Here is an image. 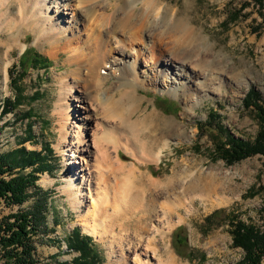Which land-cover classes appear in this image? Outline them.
<instances>
[{"label":"rangeland","instance_id":"obj_1","mask_svg":"<svg viewBox=\"0 0 264 264\" xmlns=\"http://www.w3.org/2000/svg\"><path fill=\"white\" fill-rule=\"evenodd\" d=\"M4 1L5 3L0 5V112L7 98L12 100L16 98L18 89L13 82L19 78L21 93L26 99L22 98L20 105H15L13 109L0 117V153H7L20 147L23 142L29 150L40 151L46 147V144L53 150L51 154L53 167L49 172L40 173V179L37 182L49 193L50 208L47 214L49 226L52 228L48 232L39 233L36 238L42 263L72 264L73 258L78 256L79 252L69 250L66 240L75 229H79L81 234L92 237L93 248L99 254L98 264H120L121 256L128 259L127 264H134L132 243L128 241L123 242V245L113 243L111 247V238L101 240L95 237L85 229L86 225L81 220L89 207H93L103 196L104 181L105 184L108 183L106 191L109 194L107 199L109 202L102 203L100 200L101 216L96 219L100 221L102 216L106 219L105 215L109 212L113 214L115 208L112 204L116 194L111 184L113 185L116 179L118 184L127 182L130 188L134 189L131 190V195L140 191L141 197L145 198L143 202L146 204L150 193L156 195L160 192L161 194L163 189L165 192L163 197H158L159 203L166 205L174 201L176 197L180 198L182 203L187 198L191 200V203L185 207L182 206L178 213L172 211L173 220L180 221L167 231L166 239L161 241V237L158 236L160 238L157 240L158 249L161 248L159 251L164 256L162 259L172 254L176 264H235L241 260L244 251L233 246L228 224L219 220V224L209 226L207 217L219 209L235 210L241 219L264 226V154H257L237 163L228 164L215 154L209 128L206 129L204 126L201 128V125L209 118L210 112L214 111L219 114L222 125H225L236 138L253 141L259 130V122L253 108L244 106V99L250 90H256L260 93V102L264 106V84L258 86L254 83L249 86L247 82H244L241 87L239 86L240 90H232L231 103L226 102L225 97L228 94L223 89L221 92L217 91L220 94L217 99L209 96H193L191 101H187L185 97L190 93H182V89L176 92L173 89L163 88L161 82H157L154 87H142L139 89L141 110L134 115L133 120L137 122L144 119L148 113H158L161 117L171 119L178 124L180 135L176 132L171 133L162 141H157L155 137H158V132L152 131L148 126L143 132H138L137 141L135 136H131L125 127L119 124L117 117L108 115L107 110L103 111L99 108L86 111L80 108L78 105L82 107L84 103L77 100L76 95L80 93L77 86L74 88L73 95H69L63 100L64 102L61 101L63 113L61 108L56 107L61 94L65 92L62 80L72 82L69 72L74 67L65 62L71 53L58 47L52 39L49 41L38 39L29 26L24 27L23 32H25L19 42L17 40V43L9 42V35L18 31V22L23 11L22 4L19 2L23 1L26 8V0ZM105 1L118 2L117 0ZM158 1L160 3L157 12L169 8L175 15L180 11L181 0ZM71 2L73 7L64 11L70 12V15L61 12L63 7L59 9L57 15L61 17L63 25L75 27V33L86 37L85 28L80 24L82 21L79 20L78 24H75L77 20L74 21L82 5L78 4V0H71ZM61 3L68 5L70 0H61ZM195 3L194 23L199 31V35L195 38L201 37L200 41L203 43L201 54L206 51V54H209L208 59L215 63L220 60L218 64L222 67L224 65L226 72L230 67L233 68L234 71L229 73L232 78L236 71L242 72L248 68L264 73L262 15L264 0H195ZM36 11L42 17L45 16L43 9L39 8ZM236 13H240L239 17L232 19L231 14ZM4 29L7 31L5 32ZM78 31L82 32L78 33ZM29 48L47 57L51 61L50 67H31L23 73L20 60ZM129 54L130 51H127V55ZM161 62L165 64V67L167 66L165 61ZM151 69L144 59L141 60L140 70L143 79L151 76ZM106 72H108L107 68L101 71L102 74ZM240 79L243 77L241 76ZM113 81V78L109 77L108 86ZM90 84L89 86L92 85ZM178 95H181V99H178ZM209 95L212 94L209 93ZM100 110L103 112L101 113ZM27 113H31L32 117H27ZM61 124L65 125L64 129L67 133L65 139L62 137ZM107 124H109L108 127ZM29 132L35 136L31 137L34 141L27 140ZM76 134L79 138L84 137L89 144L91 143L89 147L91 153L76 142ZM93 135L101 136L100 148L92 143ZM155 142L158 145L157 143L155 145ZM157 154L159 157L156 160L153 159L152 156ZM75 161L77 163H74ZM119 162L128 165L127 169L134 170L135 175L132 174L127 178L121 170H115ZM100 176L105 178L103 182ZM139 176L143 178L141 181ZM147 177L162 180L163 183H167V187L161 190L154 186V188L146 187L143 180L146 182ZM71 178L82 188L85 197L78 208L72 205L70 197L65 192V187ZM45 179L47 182H44ZM193 182L196 185L205 184L208 191L219 190V192L216 194L208 192L211 193L210 199L206 195H200L202 190L195 192L197 194L192 192L186 195L190 192V184L194 185ZM144 189L147 193L143 192ZM214 198H218L220 202L215 201ZM33 203V199L22 206H9L3 202L0 207V217L17 212L19 209H29ZM132 220L134 221V217L127 219L128 225ZM123 221L125 218L120 224ZM128 230L126 231L129 234ZM106 231L108 232V228L105 229L107 236ZM179 238L184 242L177 241ZM128 239H132V236L129 235ZM153 259L147 264H158V261L162 260L161 258L159 260L158 256ZM0 264H5L1 256Z\"/></svg>","mask_w":264,"mask_h":264},{"label":"bare ground","instance_id":"obj_2","mask_svg":"<svg viewBox=\"0 0 264 264\" xmlns=\"http://www.w3.org/2000/svg\"><path fill=\"white\" fill-rule=\"evenodd\" d=\"M117 1L118 2L113 3L105 0H78V4H81L82 8H79L77 17L74 21L77 20L75 24H78L79 20L82 21L80 24L85 28L84 30L87 33L86 37L85 35L83 36V34L75 33V27L73 28L71 25H63L60 19L61 17L57 15L61 7H63L61 12L73 7L71 0L68 5H62L61 0H26V8L23 1H21L19 3L22 4L23 11L20 15V22H18V31L11 33L8 40L9 42H19L25 32H23L24 27L29 26V29H31L33 33L35 32L38 39L43 41H49L52 39V42H56L58 47H62L66 52L68 51L71 53L65 62L71 67H74L69 72L72 82H63L62 80L61 83L63 84V91L65 92L61 94L59 102L56 104L57 108H61L62 113L63 107L61 101L68 98L69 95H73L75 92L74 88L77 86V90L80 92L76 95L78 97L77 100L84 103L83 105L85 106L81 107L78 105L80 108H84L86 111H92L99 108L103 111L107 110L108 115L114 116V118L117 117L119 124L125 127L127 132H129L131 136H135L136 139L138 138L136 137L137 134H139L138 132H143L148 126L151 127L152 131H156V133L158 132V137H155L157 141H162L171 133L176 132L180 135L178 132V124L171 119L161 117L158 113H148L145 115L146 117L144 119L137 122L133 120L134 115L141 110L139 89L147 86L154 87L157 82H161L163 88L166 87L179 92L181 91L179 86L184 85L186 89L190 91L195 88L194 81L197 78V72L202 74L211 73L210 78L212 80H218L219 77L217 73L226 72V69H224V65L222 67V65L218 64L220 60H218V63H215L213 60L208 59L207 57L209 54H206V49L204 50L205 52L201 54V44H203L200 41L201 37H198L197 39L194 37L193 39L183 42H173L171 45L162 43L153 48L151 40L145 36L146 43L142 45L141 40L138 37L147 23V17H145L144 21L131 31L127 30L119 23L124 10L123 6L125 0H123V2L122 0ZM3 2L5 3L4 0H0V5H2ZM144 2H154L157 5L160 3L158 0H144ZM39 8L45 11V16L42 17V15L36 11V9ZM63 14L70 15V12H64ZM130 15H134V13H131ZM10 26L12 27V25ZM4 30L5 32L7 31L6 29ZM81 32L82 31H78V33ZM127 51H130L129 55H127ZM143 59L147 62V66L152 68L151 76L146 77V79L141 77L143 74L141 73L140 65L141 60ZM161 61H165L167 66L165 67V64ZM117 66H126L128 73H138L139 76H135L130 80L120 81V71ZM106 68L108 69V72L102 74L101 71ZM85 70H87V72H85ZM240 72L241 71H236L233 78L237 79L238 84L241 87L246 81L240 79ZM109 77H112L114 81L108 86L107 82ZM89 83L92 85L90 84L91 86H89ZM222 89V87H218L215 91L221 92ZM197 97H202V94ZM192 99L193 96L190 94L185 97V100L187 101H191ZM102 110H100V112ZM61 126L62 137L65 139L67 137V133L64 129L65 125L61 124ZM106 126L108 127L109 124ZM107 127L106 130H108ZM155 136H157V134ZM75 138H77L76 142L78 144H81L84 149L86 148L87 152L91 153L89 149L91 143L89 144L84 137L79 138L78 134L75 135ZM93 138L94 140L92 143L100 148L102 145L101 136L93 135ZM135 138L134 141H136ZM156 143L157 142H155V145ZM76 149L79 151L77 147ZM152 157L156 160L159 156L157 154ZM74 163H77V161ZM116 165L115 170H121L127 178L132 174L133 176L135 175V172H133L134 170L127 169L128 165L122 162H119ZM140 176L139 178L141 181L143 178ZM119 177L118 179H120ZM115 178L116 176L114 177V180ZM101 180L103 182L105 178L101 177ZM108 180L109 179H107V181ZM116 180L113 185L111 184V187L114 189V194H116V197L113 198V204L111 203L115 208L113 214L109 212L105 215L106 219H104L103 216L101 220L98 218L100 221H97L96 219V217L101 216L100 202H109L107 200L109 194L106 191L108 183L105 184L104 181L102 183L105 188L102 196L103 199L100 197L93 207H89L86 215H82L81 220H83L86 225L85 229L101 240L107 239L108 237L111 238V247L113 243L120 245L125 241H128L130 244L132 243L134 264H147L157 256L159 260L160 258L162 259L164 256H162L159 251L161 248L158 249L157 240L160 239L158 236L161 237V241L166 239L167 231H170L175 224L180 221L173 220L172 211L178 213L181 210V207H185L191 203V200H187V198V201L184 200V203H182L180 198L176 197L174 201L166 205L162 202L159 203L160 198L158 197H163L165 192L163 188L165 186L167 187V183L165 184L162 180H155L147 177L146 182L143 180L146 187L154 186L155 188L163 190L161 191V194L160 192H157L156 195L154 193H150L149 195L148 193L149 196L147 195L148 198L146 204L143 202L145 198L143 199L141 197L139 193L140 191H136L135 195H131L130 193L133 188H130L127 182H125V184L123 182L122 184H118L119 182ZM68 181V185L65 187V192L70 197L72 205L75 208H78L84 202L85 197L83 195V190L76 185L78 183H75L73 178ZM163 181L165 182V180ZM44 182H47V179H45ZM80 183L81 182H79V184ZM170 183L172 182L170 181ZM204 185L205 184L196 185L195 183L192 185L191 183L190 192L186 193V195L202 190L200 195H206L210 199L211 193L216 194L219 192V190L212 192L208 191ZM143 192L147 193L146 190ZM152 196L154 197L152 198ZM149 198H151L150 203H148ZM218 198L221 197L218 196ZM218 198H214L216 199L215 201H219ZM158 207L160 208L158 209ZM136 209H139L140 211H134ZM139 212L141 214H139ZM92 215H94V217ZM127 215L129 217H127ZM132 217H134V221L132 220L131 224L128 225L129 222L127 219ZM124 218L125 221L120 224L121 220ZM107 228L108 232L106 231V236L105 229ZM126 230L129 231V234ZM129 235L132 236V239H128ZM133 239L134 242H132ZM127 261L128 259L121 256L120 264H127ZM176 263V259L172 254H168L166 259L158 261V264Z\"/></svg>","mask_w":264,"mask_h":264},{"label":"trees","instance_id":"obj_3","mask_svg":"<svg viewBox=\"0 0 264 264\" xmlns=\"http://www.w3.org/2000/svg\"><path fill=\"white\" fill-rule=\"evenodd\" d=\"M239 15L240 13L231 14L232 19H236ZM262 15L264 20V14ZM50 64L51 61L47 57L33 48L27 49L20 60L23 73L31 67L47 68ZM19 80L20 78L13 82L18 89L16 98L14 100L7 98L4 101L0 117L13 109L15 105H20L22 98L26 99L21 93ZM244 106L253 108L259 122V130L253 141L236 138L225 125H222L219 114L214 111L210 112L209 118L201 125V128L203 126L206 129L209 128L215 154L228 164L237 163L257 154H264V106L260 102V93L250 90L244 99ZM26 115L29 118L32 117L31 113ZM32 136L35 137L30 134L27 140L34 141ZM45 146L40 151L29 150L23 142L20 147L7 153H0V207L3 202L9 206H22L31 199L34 200L31 208L19 209L17 212L0 217V256L5 264H43L39 257L36 238L39 233L52 229L49 226L47 214L50 208L49 193L37 183L40 179L39 174L49 172L53 167V155H51L53 150L48 144ZM219 220L228 224L233 246L244 251L243 258L235 264H262L264 226L247 222L241 219L235 210L227 209L213 212L207 217V224L213 226L219 224ZM177 241L184 242L181 238ZM66 242L69 250L79 252V255L73 258L72 264L99 263V254L93 248L92 237L83 235L79 229H75ZM57 264L67 263L58 262Z\"/></svg>","mask_w":264,"mask_h":264},{"label":"clouds","instance_id":"obj_4","mask_svg":"<svg viewBox=\"0 0 264 264\" xmlns=\"http://www.w3.org/2000/svg\"><path fill=\"white\" fill-rule=\"evenodd\" d=\"M158 7L154 2L125 0L124 10L119 23L122 27L131 31L147 17V23L138 38L141 40V44L144 45L146 43L145 36H147L151 40L153 48L162 43L171 45L173 42L187 41L199 35L197 26L194 23L195 0H181L180 11L175 15L167 8L158 13ZM131 13H134V15H130ZM117 67L120 71V81L130 80L135 76H139L138 73H128L126 66ZM233 71L234 69L230 67L227 72H218V80H212L210 78L211 73L202 74L197 72L194 89L190 91L186 90L183 85H180V88L182 89V93H190L192 96L202 94V96L217 99L220 97V94L215 89L222 87L224 92L228 94L225 97L226 102L231 103L232 90H240L237 79L229 75ZM240 75L249 86H252L254 83L258 86L264 84V73H258L254 69L248 68L240 72ZM209 93L212 95L210 96ZM178 99H181V95H178Z\"/></svg>","mask_w":264,"mask_h":264}]
</instances>
